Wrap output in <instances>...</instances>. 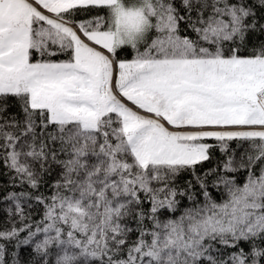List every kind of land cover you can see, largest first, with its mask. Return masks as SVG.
I'll return each mask as SVG.
<instances>
[{"label":"snow or ice","instance_id":"1","mask_svg":"<svg viewBox=\"0 0 264 264\" xmlns=\"http://www.w3.org/2000/svg\"><path fill=\"white\" fill-rule=\"evenodd\" d=\"M261 21L264 0H0V160L37 192L58 169L50 195L6 197L21 226L0 240L34 245L36 264L52 248L55 264H264V43L242 51ZM208 140L249 145L218 166L246 170L242 184L196 174ZM21 199L43 205L39 222Z\"/></svg>","mask_w":264,"mask_h":264},{"label":"trees","instance_id":"2","mask_svg":"<svg viewBox=\"0 0 264 264\" xmlns=\"http://www.w3.org/2000/svg\"><path fill=\"white\" fill-rule=\"evenodd\" d=\"M252 2V0H250ZM96 11H92L90 14H79L77 16L78 19H87L90 15H96ZM102 14V13H100ZM264 23V21H261ZM181 27L183 28L184 25L182 24ZM183 34V33H182ZM188 35L195 38V35L189 31L187 33ZM261 43H264V33H261L259 31L253 32L249 34L248 40H247V47L246 49H242L246 54L248 52H251L253 49L258 48ZM132 55H134V52L130 48H125L118 52L119 58H132ZM64 56H55L52 57V59H64ZM7 115L8 116H20L21 113V104L16 98H7ZM11 130V129H9ZM208 143L214 144L212 149H210V160L204 162L202 165H199L196 170L197 175H203L206 171L212 168H216L217 172L220 175H230L234 176L236 182L238 184H242L247 176V172L244 169H240L235 173H224L219 165H221L227 156L232 155L236 158L238 161L244 153L248 150L249 145L246 142L238 141V140H232L227 141L228 151L222 152L220 150V146L218 142L214 140H208ZM58 171V169L56 170ZM56 171L52 173L51 176H45L44 181L45 183L42 184V186L39 188L38 192L37 190L31 189L26 183H21L19 177H17L14 170H11L8 168L6 164L0 160V230H4L6 228H10L13 223L16 224L17 227H20V216L17 213L16 210V203L17 201L12 199H7L6 197L9 196L10 193H20V192H26V193H32L33 195L36 194H44V195H50L51 189L49 187V184L53 182L56 178ZM213 177H209V191L212 194L213 198L217 202H221L223 199L227 198V194L224 190V186L220 185L218 188L215 187L211 182L213 181ZM192 180V175L190 172H182L175 180L174 186H177L179 189H182L186 183ZM194 191L197 192V199L200 203H203V196L199 195V186L197 185ZM177 199L179 200L178 209L175 213H166L162 219H167L169 216L171 218H177L180 216L185 208H188L191 206V201L188 200L187 196H178ZM24 216L27 218L25 222H39L43 217V205L38 204L33 199H21L19 201ZM149 207L148 204H145V208ZM134 226V225H133ZM27 235L26 232L20 234V238L23 239ZM136 233H133L131 235L132 239H135ZM0 243L5 244V254H4V261L5 264H36V262L39 260V258L36 256L34 252V245H21L19 248H17L16 241H10L5 242L0 240ZM242 247L245 248V250L248 249V245L242 244ZM219 247V245H217ZM56 252L57 249L52 248L50 249L48 261L49 264H55V258H56Z\"/></svg>","mask_w":264,"mask_h":264},{"label":"rangeland","instance_id":"3","mask_svg":"<svg viewBox=\"0 0 264 264\" xmlns=\"http://www.w3.org/2000/svg\"><path fill=\"white\" fill-rule=\"evenodd\" d=\"M127 59H131V58H127Z\"/></svg>","mask_w":264,"mask_h":264}]
</instances>
